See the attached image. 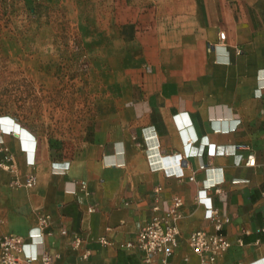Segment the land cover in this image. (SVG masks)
I'll list each match as a JSON object with an SVG mask.
<instances>
[{"label": "crops", "instance_id": "obj_1", "mask_svg": "<svg viewBox=\"0 0 264 264\" xmlns=\"http://www.w3.org/2000/svg\"><path fill=\"white\" fill-rule=\"evenodd\" d=\"M52 1L69 2L98 50L95 114L61 143L0 113V236L27 238L47 213L51 233L34 252L53 253L56 264H160L118 243L136 236L155 204L165 211L179 196L169 264H201L187 239L214 230L205 203L230 219V246L212 264H264V0ZM9 155L36 185L11 183L1 164ZM103 235L115 244L100 243Z\"/></svg>", "mask_w": 264, "mask_h": 264}, {"label": "rangeland", "instance_id": "obj_2", "mask_svg": "<svg viewBox=\"0 0 264 264\" xmlns=\"http://www.w3.org/2000/svg\"><path fill=\"white\" fill-rule=\"evenodd\" d=\"M68 3L0 0V113L61 143L80 137L98 99V50Z\"/></svg>", "mask_w": 264, "mask_h": 264}, {"label": "built area", "instance_id": "obj_3", "mask_svg": "<svg viewBox=\"0 0 264 264\" xmlns=\"http://www.w3.org/2000/svg\"><path fill=\"white\" fill-rule=\"evenodd\" d=\"M225 37L224 33L220 34ZM34 161H32L33 163ZM248 164L254 163L250 155L247 159ZM4 168L12 173L11 183L15 186L24 185L33 187L36 185L37 176L34 172L30 173L24 180L19 177L14 157L9 155L6 162L1 163ZM193 179V176L190 177ZM80 187L87 191V183L82 182ZM184 201L181 197L175 196L172 203L165 211H161L159 204L153 206V214L138 230L133 239L120 241L118 246L122 249L142 254L146 263H154L159 260L160 264H169V259L174 254L180 243L181 231L179 220L182 217V208ZM94 210L93 208L89 209ZM205 217L214 224V230L197 229L190 232L187 242L194 253L199 257L201 264H212L218 258L223 256L230 246V241L223 233L225 223L229 222V217L222 216L218 208L213 207L211 203H205ZM51 216L47 213H40L37 217V225L32 229L27 238L22 235L7 233L0 236V264H56L55 256L49 251L32 252L28 250V245H35L44 242V236L50 234ZM63 234L67 230L62 228ZM99 242L113 245L115 242L107 235L99 237ZM82 237L72 236L74 247L82 245ZM91 251L87 249L83 257L87 258ZM187 260V258H186ZM234 264H242L241 262ZM253 264V263H250Z\"/></svg>", "mask_w": 264, "mask_h": 264}, {"label": "bare ground", "instance_id": "obj_4", "mask_svg": "<svg viewBox=\"0 0 264 264\" xmlns=\"http://www.w3.org/2000/svg\"><path fill=\"white\" fill-rule=\"evenodd\" d=\"M13 132L16 134V131H13ZM35 246H36L35 243L29 244L28 245V250L34 252Z\"/></svg>", "mask_w": 264, "mask_h": 264}]
</instances>
